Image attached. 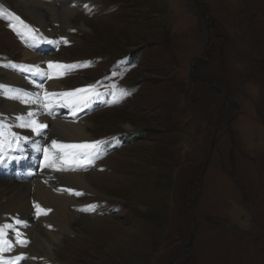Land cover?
<instances>
[{"label": "rangeland", "instance_id": "374dc122", "mask_svg": "<svg viewBox=\"0 0 264 264\" xmlns=\"http://www.w3.org/2000/svg\"><path fill=\"white\" fill-rule=\"evenodd\" d=\"M15 1H0L2 60L22 59L19 42L45 49L73 66L70 90L100 94H80L95 101L88 139L103 142L85 163L95 191L47 264H264V0H199L207 15L197 0H88L68 26L74 41L57 45ZM21 142L0 155V175L44 169L40 147ZM59 151L72 170L66 153L79 150ZM13 250L0 264H27Z\"/></svg>", "mask_w": 264, "mask_h": 264}, {"label": "bare ground", "instance_id": "6f19581e", "mask_svg": "<svg viewBox=\"0 0 264 264\" xmlns=\"http://www.w3.org/2000/svg\"><path fill=\"white\" fill-rule=\"evenodd\" d=\"M0 1L4 2V0ZM87 1L16 0L14 4L17 12H20L19 10L26 12L44 30L49 41L53 45H57L61 42L68 44V42L74 41V36L67 31L70 28L68 26L74 24L79 7L85 5ZM4 3L10 6L7 2ZM60 16L62 22L58 20ZM59 22L62 26L60 31L57 27ZM28 41L31 44L34 43L32 38H29ZM18 45L22 59L17 63L5 62L0 56V85L26 94L32 98L33 102L24 103L0 94V121L6 124L11 131L21 136H28L29 144L33 149L40 147L41 152H44L40 158H45V149L47 157H49L44 169L40 170L42 166L38 164L35 165V168L29 166L25 173L26 177L0 175V225L9 224L11 226L6 230L7 237H12L15 230L18 229L28 241L26 247L15 245L13 255L27 254V264H47L50 262V258L57 257L58 245L63 243L64 236L72 233L73 221L81 217L75 210V207L80 204L81 198L79 199V197L83 192L95 191L88 180V174L91 173L84 172L87 157L76 156L72 161L76 162L75 170H71L69 167L67 171L68 159L65 157V153L52 146V141L55 140L57 144L66 141L73 145L91 143L87 131L89 123L82 116L91 109L95 101L86 93L89 106L77 109L72 105H65L63 97L46 99L45 92L72 91L65 85L64 74H60L63 70L48 67L49 62L62 65H68V62L59 60L54 55L46 54L45 49L36 53L20 42ZM10 64H15L18 67L14 69L4 66ZM30 66H38L42 72L46 71L52 78L34 76L30 72L19 70L20 67ZM40 84H43V88L38 87ZM80 94L78 93L77 96L79 97ZM44 104H50L51 107H44ZM28 111L36 114L35 119L39 123L46 124L47 127L49 124L48 131L47 127L42 130V136L32 133L30 129L15 126L18 123L17 116L26 115ZM0 164L5 165L3 162ZM49 164L54 166H47ZM83 164H85L84 167ZM35 205L46 210L47 214H38ZM13 219L16 220L13 221ZM17 220H20L21 223L17 224Z\"/></svg>", "mask_w": 264, "mask_h": 264}, {"label": "snow or ice", "instance_id": "6c2138e0", "mask_svg": "<svg viewBox=\"0 0 264 264\" xmlns=\"http://www.w3.org/2000/svg\"><path fill=\"white\" fill-rule=\"evenodd\" d=\"M87 7V5H85ZM19 20V18H16ZM19 24L25 28V30L35 38V30L29 28L27 25L24 24L23 21H19ZM15 29L14 25H10ZM18 35H23L22 33L18 32ZM67 43V41H65ZM5 67H12L17 68L18 66L15 64L10 65H4ZM49 68H56V69H62L61 75L64 74V71L71 70L73 66L71 65H62V64H53L49 62L48 65ZM20 71H26L32 73L34 76L39 75L42 77H46L48 79H51L52 77L45 71L42 72L41 69L38 66L35 67H20ZM38 87L43 88V84L38 85ZM95 86H89L88 89H75L72 91H65L61 93H55V92H45V98L46 99H52L55 97H63L64 104L65 105H72L73 107L80 109L81 107H88V97L87 96H77L78 93H85V92H93L94 95L99 96L100 94L98 92H94ZM113 88H115V85H113ZM0 94L7 96L10 99H16L20 100L24 103H32V98L28 97L26 94L21 93L19 91H14L11 89H7L4 86L0 85ZM129 93L126 91L121 90L119 93V96L115 92L112 93L114 99L111 101L112 103L118 102V99L128 95ZM72 98V99H69ZM38 99V97H37ZM44 107H51L50 104H44ZM75 114V113H74ZM35 113L32 111H28L26 115H20L17 116L18 123L15 125L16 127L22 128V129H30L32 133H35L36 135H43L42 130L47 127L46 124L39 123L35 119ZM29 140L28 136H21L16 132L11 131V129L4 124L2 121H0V155H3L4 149L7 148L9 151H18L20 150L21 141L27 142ZM34 143V142H33ZM103 142L102 141H94L91 143H84V144H78V145H64V144H57L55 140L52 141V146L54 148L58 149H65V148H75V149H82L84 151L82 152H75V153H66V155L70 156H81V157H87V163L91 164L95 158H99V151L100 146ZM47 150L45 149V159H47ZM49 167L54 166L53 164L47 165ZM62 170V169H58ZM72 170H75L74 168ZM77 195H80L81 193H75ZM38 209V214H47V211L44 209H40L39 205H35ZM17 224L21 223L20 220L16 221ZM11 226L9 224H3L0 225V253H3L5 251H11L14 245H19L21 247L27 246V239L24 238L23 233L19 232V230H15L16 239L14 241L7 238V231L10 229ZM16 261L25 259L23 254L18 255L16 258ZM3 264H14L13 261H4Z\"/></svg>", "mask_w": 264, "mask_h": 264}, {"label": "water", "instance_id": "95a60500", "mask_svg": "<svg viewBox=\"0 0 264 264\" xmlns=\"http://www.w3.org/2000/svg\"><path fill=\"white\" fill-rule=\"evenodd\" d=\"M198 4L201 5L204 9H205V14L207 15V6L206 4L204 3H201L199 0H197ZM211 30H212V27L205 32V35H206V54L207 56H209L210 54V48L212 47V35H211ZM205 59L204 58H198V59H194L192 62H191V71L193 72L194 74V77H199L198 76V73L196 71V64L199 63V62H204ZM200 78V77H199ZM215 89L221 94L224 96L223 92L218 88V87H215ZM225 97V96H224ZM227 100H231V98L229 97H225ZM233 101V100H231ZM239 115V111L236 110L235 111V117H237ZM230 125V124H228Z\"/></svg>", "mask_w": 264, "mask_h": 264}, {"label": "flooded vegetation", "instance_id": "af4514ba", "mask_svg": "<svg viewBox=\"0 0 264 264\" xmlns=\"http://www.w3.org/2000/svg\"><path fill=\"white\" fill-rule=\"evenodd\" d=\"M214 24L211 26L213 28ZM212 35V34H211Z\"/></svg>", "mask_w": 264, "mask_h": 264}]
</instances>
